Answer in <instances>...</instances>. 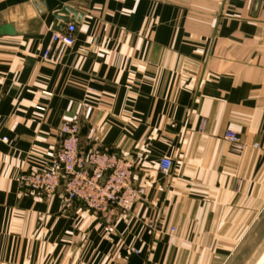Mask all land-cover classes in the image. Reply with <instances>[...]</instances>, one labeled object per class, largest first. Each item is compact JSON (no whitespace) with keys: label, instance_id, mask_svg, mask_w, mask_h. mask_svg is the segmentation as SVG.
<instances>
[{"label":"crops","instance_id":"obj_1","mask_svg":"<svg viewBox=\"0 0 264 264\" xmlns=\"http://www.w3.org/2000/svg\"><path fill=\"white\" fill-rule=\"evenodd\" d=\"M64 6L84 17L57 49ZM3 23L17 35L0 33V264H264V0H0ZM65 120L145 186L110 223L20 183Z\"/></svg>","mask_w":264,"mask_h":264},{"label":"built area","instance_id":"obj_2","mask_svg":"<svg viewBox=\"0 0 264 264\" xmlns=\"http://www.w3.org/2000/svg\"><path fill=\"white\" fill-rule=\"evenodd\" d=\"M75 31V23L70 22L64 30L54 32L52 39L57 49L61 45L72 46ZM43 58L51 62L56 60L49 49L45 50ZM38 109L44 110V107L38 106ZM80 131L77 120L63 121L59 127L60 144L54 157L41 170L23 172L19 180L25 190L44 200L53 198L63 187V210L81 202L88 209L102 214L110 223L118 213L130 211L134 202L145 194V186L134 183L135 165L127 156H121L108 148L83 150L80 147ZM224 137L234 150H243L244 145L238 133L227 130ZM6 141L0 135V143ZM159 167L168 174L174 167V161L162 158Z\"/></svg>","mask_w":264,"mask_h":264},{"label":"water","instance_id":"obj_3","mask_svg":"<svg viewBox=\"0 0 264 264\" xmlns=\"http://www.w3.org/2000/svg\"><path fill=\"white\" fill-rule=\"evenodd\" d=\"M41 5H44L43 1L38 2ZM41 13L46 12L45 5L39 8ZM55 16V32H60L65 26V23L69 22L70 19L73 20L76 27L81 25L84 14L79 12L78 10L71 8L69 6H64L60 10L54 13ZM0 33L3 35H17V32L12 24L3 23L0 27ZM127 159H131L127 157Z\"/></svg>","mask_w":264,"mask_h":264},{"label":"rangeland","instance_id":"obj_4","mask_svg":"<svg viewBox=\"0 0 264 264\" xmlns=\"http://www.w3.org/2000/svg\"><path fill=\"white\" fill-rule=\"evenodd\" d=\"M160 22V17L159 16H154L153 18L149 19L148 22L146 23V25H154V24H157ZM95 132V129H91L90 130V133H89V136L92 137L93 134Z\"/></svg>","mask_w":264,"mask_h":264}]
</instances>
